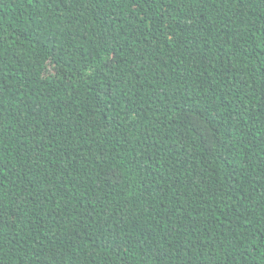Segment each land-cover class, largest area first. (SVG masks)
<instances>
[{
    "label": "trees",
    "instance_id": "1",
    "mask_svg": "<svg viewBox=\"0 0 264 264\" xmlns=\"http://www.w3.org/2000/svg\"><path fill=\"white\" fill-rule=\"evenodd\" d=\"M0 264H264V0H0Z\"/></svg>",
    "mask_w": 264,
    "mask_h": 264
}]
</instances>
